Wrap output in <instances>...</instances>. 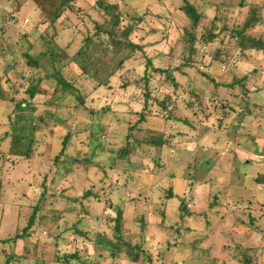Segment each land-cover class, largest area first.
Segmentation results:
<instances>
[{
	"label": "rangeland",
	"instance_id": "rangeland-1",
	"mask_svg": "<svg viewBox=\"0 0 264 264\" xmlns=\"http://www.w3.org/2000/svg\"><path fill=\"white\" fill-rule=\"evenodd\" d=\"M93 1L80 0L77 5L88 8ZM119 1L123 12L128 13L123 14L121 26L134 20L137 13H144L143 21L138 24L139 30L134 31L132 39L144 45L146 55L152 59L155 66L171 69V75L178 85L173 90L174 85L165 81L164 74L153 75L148 88L152 95L162 98L166 94H171L172 99L177 100L178 108L186 113L188 112L187 104L194 98L185 89L188 91L195 87L202 90L199 98L207 105L209 97H212L211 94L216 93L218 98H222L223 95L228 97L225 92L228 90L225 87H215L208 77L201 74L200 67L203 66L209 68L210 75L216 83H229L233 75L237 77L247 75L248 88L251 91L250 103L264 107V57L259 55L258 60L252 57L239 58L234 38L230 36L232 27L235 24L241 25L247 6L259 4L264 8V0H232L234 4L230 7H228L230 0L228 6L223 5L222 0H187L196 3L204 12L196 31L199 46L206 30L210 28L216 34L218 33L219 37L210 48L206 47V50L203 48L204 52L198 53L195 66L180 67V69L177 67L187 56L184 49L187 38L185 31L190 26V21L180 8L183 1ZM239 1L242 3L241 7L238 6ZM217 17H220V21L216 20ZM90 18L102 20L101 15L95 10L90 11ZM43 22L44 18L38 15L34 4L29 0H0V89L8 87L11 91L15 85H18L21 79L17 74H23L25 79L36 74L26 66L25 58L20 57V61L16 63V67L20 69L19 72L16 67L15 70L9 71L7 62L16 54H20L17 47L13 46L25 34L28 35V38L26 36L25 38L32 46L28 48L30 45H27V41L21 39V50H28L27 52L34 56L42 53L46 47L42 37L46 34H42L41 38L37 37L40 32H46L47 28L45 24H42ZM59 22L61 25L71 26L66 17L61 16ZM223 26L225 29L221 32ZM48 32L51 30L48 29ZM248 33L252 37L260 38L264 43V24L249 28ZM61 36L64 38L61 44L66 43L69 36L66 34ZM81 39L80 32L71 37V44L67 48L69 55H73L78 50ZM218 45L234 54L229 66L221 65L220 61L211 62L208 55H203V53L212 52ZM10 49H13V52ZM143 61L144 58L138 55L126 63L125 70L122 71L123 77L129 82L137 80L139 87H132L126 91L117 88L121 84L118 77L112 79L113 81L115 79L116 83L115 88L110 89L97 87L95 80L81 74L72 65H68L65 72L75 79L73 84L84 97L85 105L101 107L107 104L111 110L118 112L122 117L126 116L124 111L127 109L126 105L131 94L136 99L144 98L142 86L139 84L142 83L139 78L145 67ZM42 64L48 72L51 71V68L47 67L48 60L43 59ZM132 68H135L136 72ZM10 83L14 84L12 88ZM55 85L51 88L46 81L40 85L41 91L33 99L36 116H48L54 111V108L46 106V101L58 89L59 86ZM64 102L70 106L76 103L72 98L65 99ZM141 103L140 101L132 105L138 111ZM209 106L213 108V102ZM13 109L12 103L3 97L0 98V122L4 123L0 125L1 136L7 129L6 123L9 120V114L14 113ZM67 111L71 110L62 106L58 114L63 119H68ZM71 112L76 123L80 125L89 123L90 119L85 111L72 109ZM188 113L192 118L191 113ZM254 113L260 117L247 118L245 130L238 139L223 131L230 119H225L219 128L217 115L207 119L210 129L202 136L198 127L200 125L196 128L188 125L180 126L183 136L175 137L174 140H177L175 146L165 148L163 151L149 144H141L142 133L133 131L127 140L128 156L124 159L116 158L115 150L125 144L124 137L129 123L126 122L127 120L115 121L110 115L105 122L108 123L107 131L112 142L111 150L95 152L89 157L91 165L88 168L72 162L60 163L58 172L54 176L56 180H52L53 182L50 179L54 169L50 166L43 167L41 164L42 167H39V164L33 166L34 169L29 170L34 174L32 177L30 172L23 174L29 168L27 162H18L17 165L20 168L14 163H8L9 138L2 140L0 142V184L8 189V193L0 190V241L4 237L14 235L15 231L25 225L29 212L42 191L40 187L44 179L42 173H47L45 178V185L48 187L47 196L54 194L55 197L53 199L44 197V208L52 209V211L47 214L46 224L44 221L42 225L36 227V234L32 236V240L28 241V244L17 241L10 245H0V264H3L4 254L7 255L11 251L19 257L27 256V258H21L19 264L32 263L29 258H32L35 249L37 253L40 251H38L39 247L42 248L41 256L45 264L48 262L49 264H155L153 258L151 262L143 256L135 260L134 253L132 256L125 253L116 260H112L107 252L99 254L101 250L93 242L92 232L97 227L106 229L105 231L110 230L108 223L104 225V220L106 217L115 216L114 211L117 205L123 207L126 217L125 223L128 225L126 239L134 243L141 237L143 224L139 228L141 221H138L139 225L135 222L141 216L144 225L148 224L145 234L147 252L155 257L160 248L161 250L165 246L169 248L164 264H169L173 260V264H242V253L246 248L248 249L246 252L252 257L253 264H264V108L256 107ZM62 127L57 126L53 135L45 130L39 133L40 143L36 149L37 155L46 149H44L45 143H51L52 156L57 153L65 133ZM170 131L175 132L174 129ZM75 140H78V149L81 150V154L89 150L85 145L87 142L85 134L76 136ZM202 146L206 149L204 154L202 153L204 150H200ZM254 147L258 149L254 151ZM238 151L241 154H238ZM192 155L194 157L198 155L200 160L198 159L194 165L188 167ZM21 168L23 170H20ZM258 173L261 176L256 181ZM61 175L65 178L60 180ZM69 186V190L78 198L84 190H90L95 194H91L83 201L62 200L60 193L62 196L66 195V188ZM169 188H172L174 195L171 198L168 197ZM178 195L186 199L192 197L191 201H188L191 206L187 205L191 216L185 217L184 220V227L187 226L190 229L181 228L178 232L173 228L161 229L159 226L161 221L166 226L177 225ZM80 202L84 210L81 209ZM110 204L114 205L111 207ZM45 211L47 212V209ZM247 211L256 218V228L248 224ZM241 221L243 222L240 223ZM131 222L136 225L133 226L136 229L134 231L131 230ZM77 228L87 231L89 236L76 235ZM184 232L186 233L182 235ZM57 233L61 234L62 240L56 238ZM178 238L183 242L181 247L177 241L173 242ZM35 241L39 245L36 244L34 247ZM2 249L5 250L4 253ZM74 249H78L80 261L70 259L68 263H65L56 260L61 259L63 254L73 253ZM192 249L197 250L193 252L195 256L186 262L185 256ZM157 259L160 260V258Z\"/></svg>",
	"mask_w": 264,
	"mask_h": 264
},
{
	"label": "trees",
	"instance_id": "trees-1",
	"mask_svg": "<svg viewBox=\"0 0 264 264\" xmlns=\"http://www.w3.org/2000/svg\"><path fill=\"white\" fill-rule=\"evenodd\" d=\"M29 1L34 4V8L38 11V15L44 18V22L42 24L46 25V32H40L37 38H41L42 34H46L45 37H42V41L46 44V47L42 53H39L36 56L29 54L27 52L28 50H21L22 43L20 40L25 39L27 41L26 38H28L27 34L23 35L22 38H20V40H18L13 46L17 47L16 49H18L20 54H16L13 59L7 62L9 64L7 69L9 71H13L17 68L19 72L20 69L16 67V63H18L20 61V57H22L26 60V66L33 70L36 74L30 75V77L26 79L23 77V74H17L21 79L18 85L13 87L14 84L10 83L11 88L13 87L11 91H9L8 87L7 89H0V98L3 97L6 101L14 105V113L12 115L9 114V120L6 123L7 129L4 130L2 136L0 135V142L9 138V149L7 153V157L9 158L8 163H14L16 167L20 168L19 165H17L19 164L18 162H27L29 168H27L28 170L25 172L22 171L23 174H29V170H33V166H36L37 164H39V167L50 166L54 169L52 179H50V181L53 182L52 180H56L54 176H56L58 172L60 163L72 162L73 164L85 165V167L88 168L91 165L89 157L95 152L111 150L110 145L112 142L109 138L110 134L107 131L108 123L107 121L105 122V119L110 115L115 121L127 120L126 122L129 123L124 137L125 144L118 150H115L117 152L116 158L124 159L128 156V152L126 151L127 140L132 135L133 131H139L142 133V137L140 139L141 144H149L151 146L158 147L160 151H163L165 148H172L175 146L177 142V140H174L175 137L183 136L182 131L179 129L180 126L188 125L192 128H196L197 125H200L198 127L201 133L200 136H202L203 133L210 129V126L207 124V119L218 115V117H216V119H218V127L220 128L222 126L225 119H230L229 124L226 125L223 131L229 133L235 137V139H238L243 134V130H245L247 118L252 117L255 119L257 118L256 116H259L254 113V109L256 107L264 108L250 103L251 91L248 88L247 75L242 77L233 75L232 81L229 83H216L210 75L211 73L208 70L209 68L202 66L200 67L202 69V71H200L201 74L208 77L209 81L213 82L215 87H225V89L228 90L225 91L226 94H228V97L223 95L222 98H218L216 93H214V95L211 94L212 97H209V104L207 105L199 98V96L201 97L202 90L196 89L195 87L188 89V91L185 89V91L189 92V95L194 98V100L190 101L186 106V110L192 115L191 118L188 112L186 113L178 108L177 100L174 98L172 99L171 94H166L162 98H159L158 96L156 97L155 95H152L148 89L153 75L156 76L160 74H164L165 81L167 80L174 85L173 90H175L178 85L176 84L174 77L171 75L172 70L155 66L152 59L146 55L144 45L132 39L134 31L139 30L138 24L143 21L144 13H137V16L133 18L134 20L130 21L129 24H125V26H121L123 14L127 15L128 13L127 11L123 12V7L120 5L119 0H94L88 8L78 6L77 2L80 0ZM182 1L183 3L180 8L190 21V26L187 27L185 31L187 38L185 40L184 49L187 56L177 69H180V67L195 66L198 53L204 52L203 48H210L214 44L216 38L219 37L218 33L216 34L215 31L210 28L209 30H206L205 36L201 41V46H199L196 31L197 28H199L198 25L201 18L204 16V12L196 3L187 0ZM228 2L229 0H222L223 5L228 6ZM232 4L234 3L230 0L228 7ZM238 6H242L240 1ZM17 9L20 8L17 7ZM91 10L98 12L102 17V20L99 21L91 19ZM239 11L244 12L242 10ZM244 14L245 17L241 25L235 24L232 27L230 36L234 38L233 40L238 48L237 53L239 58L243 57V59H245L252 57L258 60L259 55H263L264 57V43L260 38L250 36L248 29H252L261 23L264 24V9L260 6H252L249 4ZM61 16L66 17L71 23V26L61 25L59 22ZM219 18L220 17H217L216 20L220 21ZM48 29L51 30V32H48ZM224 29L225 27L223 26L221 28V32ZM77 32L82 34L81 45L73 55H69L67 48L71 44V37ZM62 34L69 36V39L64 44H61V41L64 40L61 36ZM27 43V45H30L28 48H31L32 44L28 41ZM10 51L13 52V49H10ZM138 55H141L144 58V72L139 78V81L142 82L139 84L142 86V97L144 98L142 100L141 98L136 99L131 94V98L126 105L127 109L124 111L126 116L122 117L119 116L118 112L111 110V107L107 104L101 107L85 105L84 97L73 84L75 79H72L65 72V68L68 65H72L77 68L81 74L87 75L95 80L97 82V87L114 89L116 82L115 79L114 81L112 79L114 77H118V80H121V84H119L117 88L123 91L132 87L139 88L137 80L129 82L122 74V71L125 70L126 63L132 61V59L136 58ZM203 55H208L211 62L220 61L221 65L223 64L226 66L230 65V62H232L230 59L234 56V54L229 53L228 50L221 45H218V47L212 52L209 51L208 53H203ZM43 59L46 61L48 60L49 64H47V67L51 68V71L48 72L45 69L42 64ZM7 69H5V71ZM132 70L136 72L135 68H132ZM6 80L7 77L5 76V81ZM43 81L50 84L51 88H53L55 84L59 87L49 97L48 101H46V106L54 108V111L48 116H36L35 103H33V99L37 94H39V91H41L40 85ZM159 83H161V81ZM68 98L74 99L76 103L71 104L72 106H70V104L64 102L65 99ZM140 101L142 102V105L137 111V109H134L132 104L139 103ZM211 102H213V108L209 106ZM62 106L71 111L72 109L85 111L89 116V123H83L81 125L76 123L75 117L71 111H67L69 114V116H67L68 119H63L58 114L59 108ZM134 117H136V119ZM3 124V122H0V125ZM57 126H63L62 128L65 130V133L62 136L60 149H58L57 153L52 156L51 143H45L44 149H46L37 155L36 149L40 143L38 137L39 133L45 130L49 132L50 135H53ZM171 129H174L175 132H171ZM84 134L87 138L85 145L89 150L84 154H81V150L78 149V140H75V138L76 136L80 137ZM107 145L109 147H107ZM200 150H204L202 151L203 154L206 152V149H203V146ZM7 157L6 159H8ZM191 157L192 159L188 163V167L192 164L194 165V162L199 159L198 155L196 157L192 155ZM20 170L23 169L21 168ZM30 173L32 174V172ZM33 175L34 174H32V177ZM42 175L44 177L40 183L42 191L40 192L37 202L32 206L25 225L18 231H15L14 235L2 238L0 241L1 246L10 245L17 241H23L28 244V241L32 240V236L36 234V227L40 224L42 225L44 221L46 224L48 219L47 214L52 211V209L44 208L43 200L44 197H47L48 199L51 197V199H53L55 196L54 194H49L47 196L48 187L45 185L47 173H42ZM257 176L258 181L261 175L257 174ZM63 178H65V176L61 175L59 179L61 180ZM9 183L12 184L14 182ZM69 188L70 186L66 188V195L62 196V193H60L59 196L62 200L83 201L84 199L90 197L91 194H95L90 190H84L81 197L78 198L75 197ZM1 189L5 193H8V189L3 188L0 184V190ZM96 195L95 197H97ZM173 196L172 188H169L168 197L171 198ZM191 198L192 197L186 199L185 197L178 195L179 215L178 222H176L177 225L166 226V224L161 221L159 223L161 229L173 228L176 232H178L181 228H189L187 226L184 227V220L185 217L191 216L190 209L187 210V205H190V202L188 203V201H191ZM11 200L14 199L11 198ZM112 205L110 204L111 207ZM80 206L81 209L84 210L82 202H80ZM46 209L47 212L45 211ZM114 212V217H106L104 220V225L105 223H108L109 225V231H111L110 233H108L109 231H105L106 229L98 227L92 232V235L94 236L93 242L96 247L101 250L99 254L107 252L112 260H116L121 258L125 253L128 256H132L134 253L135 255H133L135 256V260H137L139 256H143V258L149 260V262H151L153 258V263L164 264L165 255L169 251V248L166 246L163 250L160 248L155 257L147 252L145 249V246L147 245L145 234L148 224L144 225L142 217L140 216L137 220H135L136 223L141 221L140 225L138 223L139 228H141V224H143V227L140 232L141 237L138 241L133 243L125 237V235H127L128 225L125 223L126 217L123 207L121 205H117ZM247 217L249 219L248 224L253 228H256V218L251 212L247 213ZM242 222L243 221L240 223ZM130 225L132 231L136 230L133 228V226H136L134 225V222H131ZM185 233L186 232L182 235ZM75 234L83 237L89 236L87 231L85 232L78 228L75 229ZM60 235V233L56 234V238L58 240L61 239ZM179 239L180 238L174 240L173 242L177 241L181 247L183 242ZM68 240L71 242L73 241L70 239ZM36 244L39 245L35 241L33 246L35 247ZM251 249L253 248L251 247ZM2 250V253H4L5 250ZM247 250V248L244 249L242 253V264H253L251 261L252 257L248 252H246ZM38 251L40 253H37L35 249L32 258H29L32 263L27 264H45V261L41 256L42 248L39 247ZM194 251L197 250L192 249V251L185 256L186 262L190 261L192 256H195V253H193ZM4 255L3 264H19L21 258H27L25 255L21 257L16 256L12 251L11 253ZM62 256L63 257L61 259L58 258L56 260L65 263H68L70 259L80 261L78 249H74L73 253H66ZM157 258H160V260ZM173 261L169 262V264H173Z\"/></svg>",
	"mask_w": 264,
	"mask_h": 264
},
{
	"label": "crops",
	"instance_id": "crops-1",
	"mask_svg": "<svg viewBox=\"0 0 264 264\" xmlns=\"http://www.w3.org/2000/svg\"><path fill=\"white\" fill-rule=\"evenodd\" d=\"M257 6H258V7L260 6V7L263 8V5H259V4H257ZM263 9H264V8H263ZM261 24H262V23H261ZM236 139H237V138H236ZM256 149H258V148H256V147L253 148L254 151H256ZM240 151L242 152V150H240ZM238 154H241V153H239V151H238ZM258 174H260V173H258ZM256 181H257V179H256ZM247 212H248V211H247Z\"/></svg>",
	"mask_w": 264,
	"mask_h": 264
}]
</instances>
